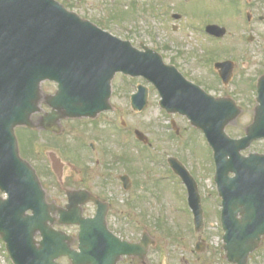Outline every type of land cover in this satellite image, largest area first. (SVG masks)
Returning a JSON list of instances; mask_svg holds the SVG:
<instances>
[{
    "label": "water",
    "instance_id": "95a60500",
    "mask_svg": "<svg viewBox=\"0 0 264 264\" xmlns=\"http://www.w3.org/2000/svg\"><path fill=\"white\" fill-rule=\"evenodd\" d=\"M170 71L157 53L137 51L56 0H0V189L10 196L0 199V237L15 264H59L65 256L72 264H115L102 248L97 225L76 220L81 224L80 252L72 250V238L48 225L53 220L45 192L34 169L20 158L15 129L35 128L31 118L40 111L45 81L59 85L57 94L47 98L53 111L45 120L95 117L112 109L111 81L118 72L144 76L159 88L163 107L187 115L210 142L215 138L226 144L218 143L223 156L233 158L218 161V182L225 198L224 227L234 235L227 237V248L232 251L239 244L248 255V245L235 239V230L264 229V156L244 159L236 154L264 132L255 129L243 140H229L224 127L234 113L204 91L187 95L183 83H188ZM140 90L133 99L136 110L147 104V90ZM254 125H264L258 113ZM231 172L237 178L229 182ZM190 200L199 230L203 210L197 191ZM29 210L33 215L26 214ZM38 234L42 241L35 239Z\"/></svg>",
    "mask_w": 264,
    "mask_h": 264
},
{
    "label": "rangeland",
    "instance_id": "374dc122",
    "mask_svg": "<svg viewBox=\"0 0 264 264\" xmlns=\"http://www.w3.org/2000/svg\"><path fill=\"white\" fill-rule=\"evenodd\" d=\"M57 1L65 3L69 0ZM77 1L81 2V6L86 13L90 14L89 16L92 17V19L90 18L92 21H99L101 24H104L111 33L122 39L126 37L120 36L119 34L126 35L129 31L127 29L122 31L118 20H125L127 18L134 19V21L138 20V18H134L135 11L130 9L128 0ZM99 3L101 5H99ZM119 3L121 5H119ZM88 5H91L93 12L88 10L89 8L86 7ZM182 6L188 12V16L190 17V21H188L189 28L192 30L199 28L202 23L211 19L222 25H227L226 23H228L229 32L233 33L232 37L225 41L213 44L210 40L205 38L206 36L190 34L184 27L183 29L185 30L183 31L182 29L183 32L178 33L177 37L175 36L173 38L175 40L182 39L181 43L184 44L180 51L182 53H187L189 60H193V54L196 50L199 51L198 56L203 59H207V52H212L214 56H220L218 58H225L227 55H230V52L234 54L236 51L242 50L249 45L246 42L248 36L245 35L243 26H241L242 21H237L238 17H236L235 6L232 9L225 2H220L218 0H184ZM108 15L117 18H107ZM234 20L236 23L232 26L230 23ZM237 22L240 23L237 24ZM138 23L141 27H144L145 30L146 27L153 22L147 20L143 16L139 19ZM123 25L129 26L125 23ZM183 25H185V23ZM260 28L263 30L264 26L262 25ZM127 38L133 39L135 37ZM140 38L146 41L148 37L144 35ZM256 45H253V50H255ZM218 53L220 55H218ZM172 54L174 53L169 52V54L165 55L166 61H169L168 59L172 57ZM254 61L258 62L260 60L256 58ZM249 73L255 74L256 72L249 69ZM118 76L113 83L112 97V104L117 111V115H115V113L106 114L98 119L93 126H90V124H83L82 126L70 124L65 128L63 135L60 137L55 135L52 136L48 133L29 134L25 132V130H22L18 133L21 152L26 159L38 167L43 182L49 187L52 182L51 177L46 173V164L44 162L47 160L46 155L49 152H57L62 156L63 160L71 159L76 165H79L75 160L78 161L81 156V141L92 142L94 135L98 134L103 141L109 142L110 149L114 153V161H122V165H124L123 162L128 159L134 162V170H138L137 177L135 176L133 179L135 182V192L138 194H143V191L147 192L145 200L141 203H144L147 209L153 208L150 219V222L153 224L151 229L153 238L159 243V248L152 253L154 264H229L225 259L226 253L222 249L223 242L221 238L222 230H220V214L217 213L215 198L214 196L212 198L211 195L212 192H215L213 185L214 171L212 153L210 155V150L205 139L195 130L192 131L193 129L189 128L182 118L170 117L162 113L158 106L159 97L156 93L151 94L149 106L145 112L140 114L133 112L128 97L130 95L129 92L135 90V81L130 82L124 79L122 75ZM127 84H130L129 89H126ZM43 90L45 93L53 94L56 91V87L54 84L47 82L43 85ZM109 118L113 120V122H109V124L115 125L116 128H120L122 122H124L129 132L116 135L113 130L112 132L109 131L107 129L109 125L105 122V120H109ZM173 120H175L179 131L173 130L171 126ZM244 122L245 118L239 119L238 121L239 124H243ZM97 126L99 127L97 130L98 133H95L94 129H97ZM75 127H79L78 134L76 132H71L73 130L76 131ZM135 129H139L149 136L151 142L157 146L159 151L165 156V159L170 156H175L177 158L181 157L184 162L186 161L185 165L199 183L205 209V229L200 235L195 234L192 230L191 212L187 205L182 183L171 172L166 171V177L156 184L157 190H162V188L165 187L168 195L164 194L162 197L163 200L156 197L157 191L154 189V180L157 178V175L159 176L163 173L162 170L152 168V165L149 164L145 155L141 156L137 154L135 151H132V148L127 149V145L124 142L125 140L132 141V139H134L132 138V134ZM234 133H237V136H241L243 134L241 127H234ZM20 137L22 140H20ZM256 149L264 151V143L257 145ZM157 162L159 165H163V157L161 155L157 156ZM122 169L123 166H121V170ZM54 187L52 188L53 190H55ZM0 197L6 196L0 192ZM149 200H151V203L148 204ZM175 228L181 230L178 231L180 234L177 239V241H180L179 244L174 240L173 231ZM189 228L192 233L189 231ZM198 241H203L204 250L202 252L196 250ZM214 252H216V254H223L224 259H221L220 256V260L213 259V256H215ZM161 254L165 256L163 262L162 258H160ZM60 262L62 264H69V262L64 259L60 260ZM0 264H13L1 240Z\"/></svg>",
    "mask_w": 264,
    "mask_h": 264
},
{
    "label": "flooded vegetation",
    "instance_id": "af4514ba",
    "mask_svg": "<svg viewBox=\"0 0 264 264\" xmlns=\"http://www.w3.org/2000/svg\"><path fill=\"white\" fill-rule=\"evenodd\" d=\"M128 1L130 8L135 11V19L138 18L139 20L144 16L147 20L153 22L144 30V27L138 25L134 19H131V22L125 19L131 27L125 36L135 37L131 39L134 46L138 48L145 46L156 52L162 53L164 57L169 54V52L174 53L171 55L172 57L168 59L169 61H165L167 64L174 66L188 81L203 88L215 98L226 101L230 110H232L230 101L235 100L241 107L242 114L240 119L245 118V122L239 124L238 120L236 123H231L226 128V132H228L233 139L245 137L247 130L254 121L257 105H259L262 110V122L264 121V83L261 84L259 88L260 80L264 77V28L263 30L260 28V26H264V0H218L220 2H225L232 9L235 6L236 17H238L237 21H242L241 26H243L245 35L248 36L246 42L249 45L242 50L236 51L234 54L230 52V55H227L225 58H218L220 56H214L212 52H207V59H203L198 56L199 51L196 50L193 54V60L188 59L187 53H182L180 51L184 44L181 43L182 39L175 40L173 37H177L180 32L182 33L185 30L183 29L184 27L190 34L204 36L208 25H218L226 28L227 33L221 38L209 35L205 38L210 40L213 44L221 43L232 37L233 33L229 32L228 23H226L227 25H222L219 22H214L215 20L209 19L205 23H202L199 28L192 30L189 28L188 21H190V17L188 16V12L182 6L184 0ZM64 4L69 10L92 19V17L89 16L90 14L84 11L81 2L69 0ZM119 5L121 4L119 3ZM86 7L93 12L91 5ZM119 21H121V19H119ZM234 21L230 23L232 26L236 23V21ZM240 22H237V24ZM182 23H185V25ZM121 30L123 31L124 29L121 28ZM216 34H219V32ZM144 35L148 37L146 41L140 38ZM253 45H256L255 50L252 49ZM218 55L220 54L218 53ZM256 58L260 61H254ZM249 69L254 70L256 73L250 74ZM142 83L145 84L143 80ZM146 86L149 87L150 96L153 93L157 94L152 85ZM134 88L135 90L129 93L130 96L135 94L137 85H134ZM188 90L190 93L193 91L192 89ZM180 118L184 120L189 128L192 127L187 118ZM83 122H89V120L83 119L81 123ZM70 124H80V122L75 120L65 121V128ZM236 126L241 127L243 133L241 136H237L238 132L236 134L234 133V127ZM110 127L111 126H109V128ZM259 127L261 130H264V125ZM174 128H178L175 122ZM75 129L77 131L78 127H75ZM71 132L75 131L73 130ZM94 132L98 133L97 130H94ZM126 143L129 149L132 148V151L139 148L137 142L127 141ZM218 143L224 146V142L217 140V144ZM260 143H264V139L254 141L249 149L251 151L247 150L243 152V155L249 156L256 153L264 154V151L256 149V146ZM152 145L153 144H151V146ZM80 148L81 156L80 159H78L79 162L73 158L79 165H76L71 160H65L72 164L74 163L76 167L70 165L65 166L64 189L83 190L86 192L84 196L76 199L77 201L83 202L80 204V207L85 218L96 217L100 210L102 214H105V216L100 219V224L102 226L104 224L106 225L109 234H112L122 242L140 245V251L135 250L133 256L122 257L119 264H154L152 259V248L148 250V246L153 239L151 229L153 224L150 222L153 208L147 209L144 203H141L145 200L147 192L145 193V191H143V194L135 192V182L133 179L135 176L137 177V170H134V162L127 159L123 162L124 165H122V161H113L109 142L103 141L98 134L94 135V139L90 143L81 141ZM223 149L224 148L219 145L216 146L218 157L214 156L213 158L214 171L216 170L218 159H224L229 156H223ZM135 152L139 154L138 151ZM121 166H123V171L121 170ZM157 166L158 169L163 172L158 176L160 182L166 177L165 172L170 171L169 166H165L164 159L163 165H159L158 163ZM214 176L213 185L215 192H212L211 195L212 198L213 196L215 198L217 213L221 214L223 200L218 191L216 176ZM123 177H126L127 180L130 178L128 181V184L132 185L130 190L126 189L123 185ZM57 182L58 181L55 179L53 184ZM182 186L185 193L184 185L182 184ZM156 191L157 198L163 199L162 197L164 194H167V189L165 187H163L162 190ZM48 195L50 197V202H55L61 207L69 203L68 196L62 191L55 192L54 190H49ZM69 230H72L71 232L73 233H78L79 227L71 226ZM173 232L174 236L176 234L178 237L180 236L179 232ZM245 233L253 235L259 232L258 230L252 229ZM103 235L105 236L104 233ZM251 240H254V238ZM179 242L180 241H177V243ZM121 249L122 248H120V250ZM214 254L215 256H213V259L220 260L219 256L221 259H224L223 254H216V252H214ZM225 259L227 260V257H225ZM227 262L229 264H234L230 263L228 260ZM237 264H243V262ZM247 264H264V236L261 239L260 248L249 256Z\"/></svg>",
    "mask_w": 264,
    "mask_h": 264
}]
</instances>
